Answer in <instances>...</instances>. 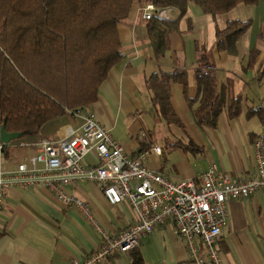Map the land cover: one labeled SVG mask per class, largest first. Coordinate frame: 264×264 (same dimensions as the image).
I'll use <instances>...</instances> for the list:
<instances>
[{
  "label": "crops",
  "instance_id": "obj_1",
  "mask_svg": "<svg viewBox=\"0 0 264 264\" xmlns=\"http://www.w3.org/2000/svg\"><path fill=\"white\" fill-rule=\"evenodd\" d=\"M141 6L133 3L117 25L122 57L99 86L96 100L85 110L109 129L128 156L149 151L152 145L161 147L160 155L149 153L143 162L171 181L198 180L211 164L231 179L249 178L256 162L253 143L264 129V116L247 115L256 108L264 112V16L255 31V10L253 16L250 4L240 3L215 17L203 15L195 5L194 12L188 15V10L180 20L179 30L169 35L165 53L156 56ZM170 15L177 17V10ZM234 19L251 23L237 39L236 54L231 55L217 48L215 28L222 29ZM202 53L213 67L217 88L224 89L227 99L241 98L238 114L230 116L225 106L214 127L199 126L193 118L198 105L194 71ZM175 68L185 70V85L170 78ZM154 73L168 78L171 105L180 125L167 124L154 109L147 86V79ZM80 122L67 112L61 119L43 125L37 134L10 141L6 149L0 148V169L28 163L34 155L31 143L43 138L56 140L64 125L77 126ZM85 161L95 164L94 153L87 154ZM65 190L88 202L99 225L110 233L134 222L129 206L125 202L110 204L95 182H77ZM98 243V232L76 209L61 204L46 188H8L0 210V264H71ZM217 247L224 264H264V190L229 202ZM101 264L196 263L188 257L174 225L166 222L156 226L135 249Z\"/></svg>",
  "mask_w": 264,
  "mask_h": 264
},
{
  "label": "trees",
  "instance_id": "obj_2",
  "mask_svg": "<svg viewBox=\"0 0 264 264\" xmlns=\"http://www.w3.org/2000/svg\"><path fill=\"white\" fill-rule=\"evenodd\" d=\"M135 2L177 10L175 18L153 16L146 21L153 52L162 56L169 35L179 30L191 4L215 17L258 0H0V128L4 124L7 132H21V137L35 135L49 121L93 103L99 86L122 57L117 25ZM250 23L234 19L222 29L216 27L217 48L236 54L237 39ZM194 77L197 125L214 127L225 106L230 116L238 114L240 96L227 99L224 89L217 88L205 53L199 56ZM170 78L186 84L183 69L175 68ZM167 79L154 73L147 86L157 113L167 124L180 125ZM254 114L264 116L260 108L247 113Z\"/></svg>",
  "mask_w": 264,
  "mask_h": 264
},
{
  "label": "built area",
  "instance_id": "obj_3",
  "mask_svg": "<svg viewBox=\"0 0 264 264\" xmlns=\"http://www.w3.org/2000/svg\"><path fill=\"white\" fill-rule=\"evenodd\" d=\"M174 10L148 2L142 4L141 16L144 20L153 16L171 19ZM68 113L80 124L64 125L56 140L43 138L31 143L34 155L28 163L20 162L11 170L0 169V210L8 188L37 185L50 191L61 204L76 209L98 232L99 243L71 264H101L107 258L125 254L166 222L174 225L177 238L193 262L224 264L217 241L228 217L229 202L264 190V129L253 143L256 162L249 178L231 179L211 164L198 180L171 181L143 162L149 153L161 154L158 145L128 156L123 145L89 111ZM90 152L95 155V164L85 161ZM81 181L97 183L110 204L125 202L134 214V222L115 233L102 228L88 202L65 190Z\"/></svg>",
  "mask_w": 264,
  "mask_h": 264
},
{
  "label": "rangeland",
  "instance_id": "obj_4",
  "mask_svg": "<svg viewBox=\"0 0 264 264\" xmlns=\"http://www.w3.org/2000/svg\"><path fill=\"white\" fill-rule=\"evenodd\" d=\"M251 6L253 7V9L251 11V13H253V16H254V10H255V17H254L255 20H254V25L253 26H254L255 31H257V29H258V20H259V18H261V17L263 18V16H264V0H258V2L256 4H251ZM194 9H195V5L191 4L189 6V8L187 9V11L189 10L188 11V15H191V11L194 12ZM245 10L247 11V10H250V9H245ZM187 11H186V14H187ZM202 14L205 15V16L208 15L207 13H203V12H202Z\"/></svg>",
  "mask_w": 264,
  "mask_h": 264
},
{
  "label": "water",
  "instance_id": "obj_5",
  "mask_svg": "<svg viewBox=\"0 0 264 264\" xmlns=\"http://www.w3.org/2000/svg\"><path fill=\"white\" fill-rule=\"evenodd\" d=\"M21 136V132H7L5 130V125L2 124L0 128V148L7 146L10 141L20 138Z\"/></svg>",
  "mask_w": 264,
  "mask_h": 264
}]
</instances>
